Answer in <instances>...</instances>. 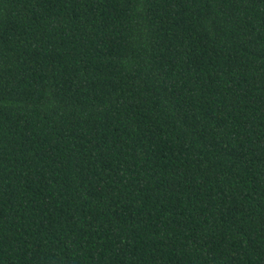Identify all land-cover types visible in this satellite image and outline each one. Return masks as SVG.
<instances>
[{"label":"trees","instance_id":"obj_1","mask_svg":"<svg viewBox=\"0 0 264 264\" xmlns=\"http://www.w3.org/2000/svg\"><path fill=\"white\" fill-rule=\"evenodd\" d=\"M0 264H264V0H0Z\"/></svg>","mask_w":264,"mask_h":264}]
</instances>
